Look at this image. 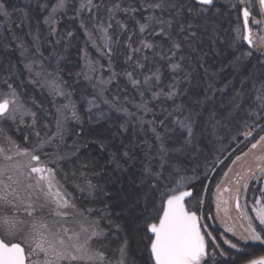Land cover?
<instances>
[{
	"label": "snow or ice",
	"instance_id": "1",
	"mask_svg": "<svg viewBox=\"0 0 264 264\" xmlns=\"http://www.w3.org/2000/svg\"><path fill=\"white\" fill-rule=\"evenodd\" d=\"M253 4L0 0V123L35 138L21 148L5 136L0 147L12 162L0 165V205L27 217H0V264H136L129 235L141 264H218L231 254L202 206L220 156L241 138L261 154L237 174L232 198L238 211L251 198L255 216L244 213L248 227L224 243L238 252L241 241L264 243V0L260 19ZM226 11L242 29L225 26L234 23ZM74 41L81 70L72 83L63 65ZM26 85L46 90L48 107L25 99ZM69 184L104 207L81 211ZM221 196L217 185V207Z\"/></svg>",
	"mask_w": 264,
	"mask_h": 264
},
{
	"label": "rangeland",
	"instance_id": "2",
	"mask_svg": "<svg viewBox=\"0 0 264 264\" xmlns=\"http://www.w3.org/2000/svg\"><path fill=\"white\" fill-rule=\"evenodd\" d=\"M259 0H254L253 4V15L256 16L257 19H260L261 17L257 15L256 9L258 7ZM227 12V11H226ZM227 16L229 17L230 20L234 21L232 25L233 28L235 27H240L241 29L243 28L242 20H237L236 19V14L233 13L231 16H229V13L227 12ZM251 23V20H250ZM26 79V77H25ZM27 91L29 89V85H26ZM39 92H42L40 89H37ZM46 92V90H45ZM30 97L28 94L26 95L25 99H28ZM37 102H40L37 100ZM45 107H48V100L42 101ZM26 119V123L28 122V118ZM19 127V131H16V128ZM0 128L4 129V133L0 134V147H4L7 149L9 147L8 141L5 139V136H10L14 140V134H11V129L14 130V133L17 135H22L28 136L29 137V142H24L29 146V143L34 142V136L32 135V129L26 127L25 125H16V124H11L10 122H4L0 123ZM41 131V134H44V129L38 126V129ZM261 135H264V133H260ZM15 141V140H14ZM16 142V141H15ZM252 143L255 142V140L251 141ZM70 143V141H69ZM248 143V144H246ZM18 144V143H17ZM20 145V144H19ZM26 146V147H28ZM21 148H24L23 146L20 145ZM251 147V143L248 141L243 140L241 138L239 140V144L236 145V150L237 153L233 154L234 157L230 160V163L227 166V169L225 170L222 179L219 182L220 190L222 193V196L220 198L219 202V207H217V198H216V187H214V192L212 195V205H213V213L210 215L209 218V223L208 225V231L209 229L213 228L216 230H219L220 232L223 233L221 236L222 241L229 240L228 237H230L233 241L238 239L239 235L244 232V230L248 227V221L245 218V214L250 215V216H255V212L253 211V205H252V199L249 198L247 200V205L248 207L246 209L242 208V210L238 211L235 207V201L232 198L235 187H236V181L238 178L239 173L245 172L249 167L254 168L257 161L255 160V156L261 154V150L257 149L254 150V152L249 153V148ZM224 153L226 156H230V152ZM245 153H249L247 156H245ZM8 155H12L11 152L7 153ZM219 153H217L218 155ZM240 156V160H236V157ZM12 162L10 161H4L3 156L0 155V165L2 164H10ZM231 169V171H229ZM74 183H80L79 180L75 181ZM217 186V185H216ZM225 189H231L232 191H225ZM69 192V191H68ZM251 194H249L250 197ZM245 203L244 197H241V204L242 206ZM18 215L22 219H27V217L24 216L23 211L17 212L16 209H14L11 205H0V217L4 216H14ZM87 216V215H86ZM90 219V218H89ZM77 221H80L79 217H75L73 220H71L67 226L76 228L77 227ZM228 228H232L233 231L229 232L227 231ZM235 233L236 235H234ZM221 235V234H220ZM261 243L259 241H249L247 243ZM244 243L243 241L240 242V244H247ZM227 247H229L228 244L225 243Z\"/></svg>",
	"mask_w": 264,
	"mask_h": 264
},
{
	"label": "trees",
	"instance_id": "3",
	"mask_svg": "<svg viewBox=\"0 0 264 264\" xmlns=\"http://www.w3.org/2000/svg\"><path fill=\"white\" fill-rule=\"evenodd\" d=\"M225 18L226 20L229 19V17L227 16V12H225ZM226 27H232V25H228L226 23L225 25ZM80 44L83 43V40L81 39L79 41ZM92 53L93 57L98 58V54L96 53V51L94 49H89ZM64 55L67 57V61L64 63L63 65V75H64V79L74 83L72 77L80 72L81 68H80V64L78 63L79 57L77 55V50H76V42L74 41V46L70 47L65 53ZM13 63H15V58H13ZM100 63H105L104 60H100ZM117 70L119 71V65L117 66ZM69 73H71L72 75H69ZM25 79V78H24ZM83 84V82H81ZM27 94L29 96H35L36 100L42 102V101H46L49 99V97L47 96V93L45 91L43 92H39L37 89H33L30 85H29V89L27 91ZM69 127H71V125H69ZM11 134H14V140L16 141V143L20 144L23 147L28 146L22 139L23 137V133L22 135H16L14 133V130L11 129ZM255 135V133H254ZM70 143H71V139H69ZM239 144V142L233 143V145L228 148V153L230 154V156H226V155H222L220 156V159L222 160V163H217L215 169L213 170L212 176L210 177L211 179V183L208 185L209 189H210V194L209 196L205 197V203L202 206L203 209V213L205 214V223H207V225H210L209 223V216L212 215L213 213V205H212V201H211V197L213 195L214 192V187H216V185L219 184L220 180L223 177V174L225 172V170L227 169L228 164L230 163V160L232 159L233 154L237 153L236 150V145ZM248 144V143H246ZM227 147V146H226ZM227 152V151H226ZM219 155V154H218ZM67 190L72 194V196L75 198L77 207L83 211L86 208H95V209H101L104 207L103 204L97 203V202H93L90 198H88L86 196V194H81L80 192H78L77 190H75V188L69 184L66 185ZM85 215H88L87 213H85ZM90 219L96 218V214L93 213V215L91 217H89ZM209 231L212 232V234L214 236H216V243L220 244L221 248L225 251L230 253V256H217V261L218 264H243V261L240 259L241 257L245 258V259H259L260 257L264 256V243H247V244H240L241 248L244 249V251L242 252H238L235 249H231L230 247H227L224 243V241H222L221 236L223 235L222 232H220L219 230L216 229H209ZM221 234V235H220ZM229 240H232L230 237H228ZM128 241H129V255L131 258H134L136 261V264H141V257L139 256V254L136 252V241L133 240L132 236L129 235L128 236ZM233 241V240H232ZM233 242H236V240H234ZM117 241L113 240L110 242L109 247L107 249V252L110 256H115V249L117 247Z\"/></svg>",
	"mask_w": 264,
	"mask_h": 264
},
{
	"label": "flooded vegetation",
	"instance_id": "4",
	"mask_svg": "<svg viewBox=\"0 0 264 264\" xmlns=\"http://www.w3.org/2000/svg\"><path fill=\"white\" fill-rule=\"evenodd\" d=\"M251 20V19H250ZM249 23H250V21H249ZM250 25H251V23H250Z\"/></svg>",
	"mask_w": 264,
	"mask_h": 264
}]
</instances>
